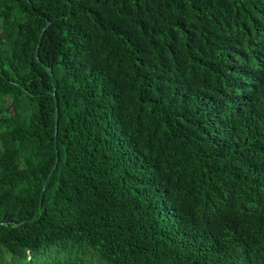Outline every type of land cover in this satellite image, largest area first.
I'll use <instances>...</instances> for the list:
<instances>
[{"label":"trees","instance_id":"obj_1","mask_svg":"<svg viewBox=\"0 0 264 264\" xmlns=\"http://www.w3.org/2000/svg\"><path fill=\"white\" fill-rule=\"evenodd\" d=\"M0 264H264V0H0Z\"/></svg>","mask_w":264,"mask_h":264}]
</instances>
